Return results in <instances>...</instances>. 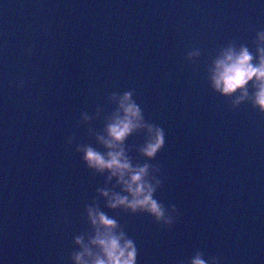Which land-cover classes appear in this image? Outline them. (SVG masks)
Masks as SVG:
<instances>
[{
  "label": "water",
  "instance_id": "95a60500",
  "mask_svg": "<svg viewBox=\"0 0 264 264\" xmlns=\"http://www.w3.org/2000/svg\"><path fill=\"white\" fill-rule=\"evenodd\" d=\"M259 30L262 0H0V264H73L75 237L94 233L87 206L135 242L136 264H188L197 251L264 264V112L209 79L229 44L255 62ZM126 91L164 132L152 158L144 129L123 146L160 181L168 225L108 208L98 189L121 186L78 150H108L97 136Z\"/></svg>",
  "mask_w": 264,
  "mask_h": 264
},
{
  "label": "clouds",
  "instance_id": "9594fccd",
  "mask_svg": "<svg viewBox=\"0 0 264 264\" xmlns=\"http://www.w3.org/2000/svg\"><path fill=\"white\" fill-rule=\"evenodd\" d=\"M264 2V0H262ZM256 58L248 47L236 48L232 44L223 48L212 61L209 79L212 88L224 96H232L239 90V95L232 100L233 106L246 100L264 112V30L256 31ZM189 53V56L198 55ZM251 82L252 93L248 85ZM117 108L110 122L106 125V135L97 136L106 152H99L91 146L78 147L83 152V160L88 167L99 172L107 170L109 179L116 178L121 186L120 192L98 189L106 198L108 208H125L131 212L143 211L165 225L172 223V216L165 207L153 198V193L160 181L155 177L149 180V165H133L126 155L123 141L137 129H144L146 140L139 151L152 158L164 144V132L161 128L144 122L140 107L133 101L131 92H124L118 97L113 94ZM82 119L87 120L86 114ZM125 193V194H122ZM172 211L175 207L172 206ZM87 219L94 229L93 235L85 244L82 236L75 237V243L81 251L72 255L73 264H136L137 248L135 242L124 231L118 230L117 221L95 206L86 207ZM95 249V250H93ZM188 264H217L215 257L202 258L197 251Z\"/></svg>",
  "mask_w": 264,
  "mask_h": 264
}]
</instances>
